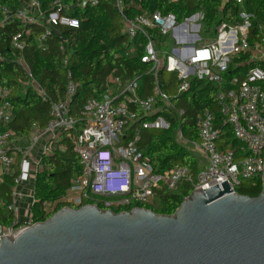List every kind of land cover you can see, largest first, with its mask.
Wrapping results in <instances>:
<instances>
[{"label":"built area","instance_id":"obj_1","mask_svg":"<svg viewBox=\"0 0 264 264\" xmlns=\"http://www.w3.org/2000/svg\"><path fill=\"white\" fill-rule=\"evenodd\" d=\"M112 1L114 9L123 15L124 1ZM229 1L222 0L224 4ZM235 1L241 8L237 23L221 22L209 32L203 27V12H197L183 21H178L174 14L160 12H142L132 19L125 18L123 33L130 43L127 54L134 55L137 49L143 50L141 60L151 65L150 73L155 80L153 94L141 98L137 78L123 83L121 78L111 76L104 94L98 99L88 100L80 118H76L71 114L76 85L69 73L65 100L52 104L51 121L43 130L34 129L27 146H19L20 138H15L7 128L12 121L11 92L0 85V177L15 176L17 173L12 203L8 208L15 224L8 229L0 225L1 239L16 235L27 227L20 226L24 225L21 218L24 190L28 188L32 206L35 178L43 170V158L65 152L64 139L72 143L82 164V173L74 178L68 192L60 200L64 207L79 208L88 205L93 196H98L105 199V209L131 211L144 208L142 206L155 207L160 192H177L184 185L190 186L192 191L200 188L208 190L217 185L223 191L221 183L227 182L231 194H235L242 182L262 178L264 69L251 68L242 79L233 77L228 82L224 79L232 61L243 54H250L252 61H264L263 48L258 44L254 48L249 45L252 15L242 8L243 0ZM98 2L74 0L65 4L55 0L48 12L42 11L37 0L23 3L17 11L3 7L0 28L14 21L38 25L43 29L38 44L43 47L57 27L78 29L80 20L74 15L75 11L97 6ZM25 35L21 33L12 39L13 49H25ZM138 38L145 42L138 43ZM60 49L63 51V46ZM64 63L67 64V60ZM19 64L27 69L24 61L19 60ZM163 72L177 75L178 95L189 89L192 80L217 84L225 82L228 86L218 93L216 101L224 123L232 128L239 147H234L224 138L215 117L208 112L198 120V141L188 142L181 130L177 132L179 143L204 158V165L196 176L190 168L180 165L166 173H156L150 159L139 147L141 129L167 131L171 127L166 114L175 108L169 95L162 90ZM31 85L46 101L42 89L33 79ZM131 106L139 108L142 115L132 110ZM17 154L20 157L18 164ZM56 210L57 204H44L45 214H54Z\"/></svg>","mask_w":264,"mask_h":264},{"label":"trees","instance_id":"obj_2","mask_svg":"<svg viewBox=\"0 0 264 264\" xmlns=\"http://www.w3.org/2000/svg\"><path fill=\"white\" fill-rule=\"evenodd\" d=\"M33 0H0V17L3 7L17 11L23 3ZM42 11L48 12L55 0H37ZM70 4L74 0H60ZM123 15L118 13L112 0H99L97 6L76 10L74 15L80 20L78 29L57 27L43 47L38 38L43 29L38 25H24L19 21L0 28V85L9 89V101L12 105V121L7 128L15 138H28L35 128L45 129L51 121L52 104L65 100L68 74L76 85L72 98L71 114L80 118L84 105L90 99L100 98L109 87L111 76L121 78L123 83L138 79V95L147 98L153 94L155 80L150 73L151 65L143 63L142 49L134 55H128L130 45L123 33L124 19H132L142 12L174 14L178 21L197 12H203V27L209 32L221 22L237 23L240 6L235 0L223 3L222 0H123ZM243 9L252 15V27L249 32V45L257 44L264 48V0H243ZM28 34H27V33ZM25 33L26 47L23 51L12 48V39ZM144 39L138 38V43ZM136 45V44H135ZM63 46V51L60 49ZM250 54H243L234 59L224 74L226 82L233 77L244 78L251 68L264 69V61H252ZM19 60L26 64L25 69ZM67 60V64H65ZM244 64V65H243ZM31 75V76H30ZM168 75V77H166ZM32 79L42 89L46 101L31 85ZM162 90L169 95L175 109L166 117L171 122L170 130L141 129L139 147L150 159L156 173H166L176 165L188 167L196 176L201 169L197 156L187 146L177 140V132L182 131L188 142L198 141L197 123L205 112L212 114L216 124L223 130L224 138L234 147H239L230 125L224 123L216 96L227 84L192 80L190 87L182 94H177L179 81L174 73H162ZM140 116L142 111L131 106ZM184 112L181 114V112ZM132 135L133 131L130 130ZM66 151L43 158V170L35 178L34 203L31 206V221L28 225L44 222L51 215L45 214L44 204H57V212L63 208L60 200L66 195L74 178L82 173V164L75 153L72 143L64 139ZM19 146L24 147L23 141ZM16 155V162H19ZM17 174V173H16ZM15 174V176H16ZM15 176L0 177V225L4 229L14 226L15 218L8 211L13 198ZM243 196L257 197L262 191V178L242 182L237 189ZM192 193L188 185L181 186L177 192H160L155 207L142 206L159 215H173L183 200ZM105 199L93 196L91 202L105 209ZM120 213L122 210L113 209ZM130 211V210H128ZM20 225V226H28Z\"/></svg>","mask_w":264,"mask_h":264},{"label":"water","instance_id":"obj_3","mask_svg":"<svg viewBox=\"0 0 264 264\" xmlns=\"http://www.w3.org/2000/svg\"><path fill=\"white\" fill-rule=\"evenodd\" d=\"M221 185L192 191L173 215L63 207L0 238V264H264V170L257 197Z\"/></svg>","mask_w":264,"mask_h":264},{"label":"crops","instance_id":"obj_4","mask_svg":"<svg viewBox=\"0 0 264 264\" xmlns=\"http://www.w3.org/2000/svg\"><path fill=\"white\" fill-rule=\"evenodd\" d=\"M30 138H31V135L25 139L20 138L19 142L23 141L25 146H27L30 142ZM194 153L197 156L198 161L202 167L204 165V158L202 157V155L200 153H198V152H194ZM24 194H25V199H24V202L22 204L21 218H22L23 224L28 225L31 221V203H32V200L28 197V195H29L28 188H26L24 190Z\"/></svg>","mask_w":264,"mask_h":264},{"label":"rangeland","instance_id":"obj_5","mask_svg":"<svg viewBox=\"0 0 264 264\" xmlns=\"http://www.w3.org/2000/svg\"><path fill=\"white\" fill-rule=\"evenodd\" d=\"M201 36L203 37V31H202V33H201ZM197 47H198V45H197ZM263 50H264V48H263ZM166 77H168V75H167Z\"/></svg>","mask_w":264,"mask_h":264}]
</instances>
